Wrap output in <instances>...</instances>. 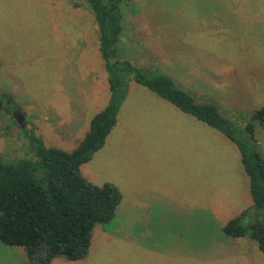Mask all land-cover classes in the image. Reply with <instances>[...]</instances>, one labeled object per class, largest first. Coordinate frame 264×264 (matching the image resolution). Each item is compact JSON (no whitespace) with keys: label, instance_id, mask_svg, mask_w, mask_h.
Segmentation results:
<instances>
[{"label":"rangeland","instance_id":"1","mask_svg":"<svg viewBox=\"0 0 264 264\" xmlns=\"http://www.w3.org/2000/svg\"><path fill=\"white\" fill-rule=\"evenodd\" d=\"M142 1V15L139 0L121 4L124 59L216 101L236 125L264 106L263 23L246 26L251 34L241 33L223 24L217 10L188 8L196 0ZM93 20L84 0H0V94L9 96L0 100V159L28 157L25 131L31 129L46 147L74 151L92 118L109 104ZM79 89L83 96L70 95ZM20 112L24 127L17 121ZM209 130L214 128L129 81L116 126L81 166L89 182L120 190L116 218L95 226L85 259L57 258L52 264H264L249 236L236 243L248 245L252 260L217 256L222 228L253 202L243 211L238 147ZM257 140L264 149V129H258ZM26 256L0 240V264H27Z\"/></svg>","mask_w":264,"mask_h":264},{"label":"trees","instance_id":"2","mask_svg":"<svg viewBox=\"0 0 264 264\" xmlns=\"http://www.w3.org/2000/svg\"><path fill=\"white\" fill-rule=\"evenodd\" d=\"M84 1L99 28L111 100L92 118L88 133L74 151L46 147L31 129L25 131L28 157L15 162L0 159V240L23 247L35 264H51L57 257L69 261L87 257L95 226L114 221L122 194L113 184L97 186L89 182L81 166L104 147L117 124L129 81L134 80L221 132L238 147L250 178L253 205L228 221L222 231L231 237H251L264 255V156L256 135V126L264 127V106L256 109L243 126L236 125L223 115L216 101L197 97L159 70L136 67L121 54L123 0ZM6 97L0 94V100ZM6 107L9 112V105Z\"/></svg>","mask_w":264,"mask_h":264},{"label":"crops","instance_id":"3","mask_svg":"<svg viewBox=\"0 0 264 264\" xmlns=\"http://www.w3.org/2000/svg\"><path fill=\"white\" fill-rule=\"evenodd\" d=\"M191 2H194V4L188 3L190 5V7H188V8L211 9L213 11L217 10L214 12H216V14L219 16V17H217L218 19L222 20V22L225 21V22H223V24L229 25L231 28H234V29L238 27V30L241 33L247 32L248 34H251V31H250L251 28L250 27L246 28V26H248V25L250 26L251 24H256V23H258V24L263 23L264 24V0H212V1L196 0V1H191ZM139 5H140L139 11H140V14L142 15L143 13H145V11H147V8H146L147 7V1L139 0ZM93 21H95V26L97 27V29L99 31L95 17H94ZM150 21H152V20H148V22L146 24H148ZM98 40H99V37H98ZM105 76L108 80L107 71L105 72ZM86 89L87 88L84 87V89H82V90L87 91ZM103 89L105 90L104 85H103ZM88 91H90V88H88ZM75 92L76 93L70 92V95L71 96L74 95L76 97V99H78L79 97L84 95V93H80V89L75 90ZM44 119L48 120V122L50 124L49 127L55 126V125H53L52 120L49 119L48 116H45ZM198 121L205 125L204 122H202L200 120H198ZM208 127L211 128L210 126H208ZM256 128H257V134L256 135H258V129H264V127H262L260 125H257ZM211 129H213V128H211ZM214 130H209V131H214ZM215 131H217V130H215ZM217 132L221 133L219 131H217ZM258 144H259V148H260L261 141H259ZM260 150L264 156V149L260 148ZM238 156H239V160H240V164H241V167L243 169V172H240V170L237 167L235 170V173L238 175L239 181H240L241 185L243 186L244 196L246 194V197H245L246 205L244 208H242L244 211L253 204V203L251 204V199H252L251 186H250L251 183H250V178L244 169L241 154H240L239 150H238ZM197 190H198V193L201 194L203 192V190H205V189H204V186H201L199 189H196V191ZM206 190H207V188H206ZM221 199H222V197H219V200H221ZM252 202H253V199H252ZM136 205L138 206V204H136ZM242 209H240V210H242ZM224 235L225 234L222 232L220 239H219L220 242L217 246V256H219V257H230V256L238 255L240 257H243L244 259L251 256L249 253V250L247 249L248 245H243V244L240 245V244L236 243L237 240L242 239L243 237H230L229 236L231 240H228L229 238H225ZM251 241H252V243L249 244L251 247L254 248V247L258 246L254 239L251 238ZM226 244H228V245L231 244V245L228 248V246ZM16 247L23 249L24 252L26 253L27 264H35L29 258L26 250L23 247H21V246H16ZM220 249L222 251H220ZM57 258H63L64 261L65 260L69 261V260L65 259L64 257H57ZM57 258H55V259H57ZM55 259H53L51 264L54 262ZM250 260H252V257L249 258V261Z\"/></svg>","mask_w":264,"mask_h":264},{"label":"water","instance_id":"4","mask_svg":"<svg viewBox=\"0 0 264 264\" xmlns=\"http://www.w3.org/2000/svg\"><path fill=\"white\" fill-rule=\"evenodd\" d=\"M17 111H20V110H17ZM24 119H25L24 115L20 112V115H18V117H17V121L20 124H22V127H24Z\"/></svg>","mask_w":264,"mask_h":264},{"label":"flooded vegetation","instance_id":"5","mask_svg":"<svg viewBox=\"0 0 264 264\" xmlns=\"http://www.w3.org/2000/svg\"><path fill=\"white\" fill-rule=\"evenodd\" d=\"M8 100V99H7Z\"/></svg>","mask_w":264,"mask_h":264}]
</instances>
